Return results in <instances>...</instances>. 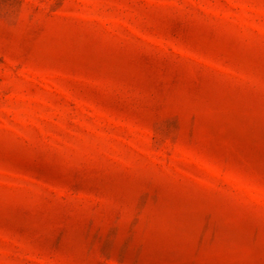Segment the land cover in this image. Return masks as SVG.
Segmentation results:
<instances>
[{
	"label": "rangeland",
	"instance_id": "374dc122",
	"mask_svg": "<svg viewBox=\"0 0 264 264\" xmlns=\"http://www.w3.org/2000/svg\"><path fill=\"white\" fill-rule=\"evenodd\" d=\"M0 264H264V0H0Z\"/></svg>",
	"mask_w": 264,
	"mask_h": 264
}]
</instances>
